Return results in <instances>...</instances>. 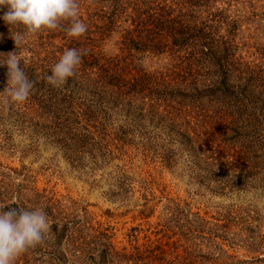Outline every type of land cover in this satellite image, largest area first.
Instances as JSON below:
<instances>
[{
    "label": "trees",
    "instance_id": "obj_1",
    "mask_svg": "<svg viewBox=\"0 0 264 264\" xmlns=\"http://www.w3.org/2000/svg\"><path fill=\"white\" fill-rule=\"evenodd\" d=\"M66 2L55 30L43 32L50 15L39 8L16 23L17 31L42 30L31 44L0 41L5 146L17 131L27 151L43 145L82 174L106 175L109 197L119 200L133 187L124 164L115 161H124L130 149L151 161L159 158L168 169L185 156L184 171L213 192L264 194V43L256 41L255 31L248 41L240 38L243 12L251 24L264 22V0ZM84 4L83 11L76 9ZM112 38L117 53L103 50ZM250 39L258 43V57L243 53ZM21 49L30 56H21ZM148 55H166L171 63L156 71L137 66ZM22 177L0 179V244L13 247L19 263L33 264V256L51 264L180 260L167 259L161 244L118 251L79 204L39 191L28 175ZM142 198L139 214L147 218L153 209L146 193ZM166 210L167 230L184 227L181 234L194 236L207 225L195 214L196 226L171 225L181 211L177 205ZM240 230V243L256 254L252 261L264 264V237L249 226Z\"/></svg>",
    "mask_w": 264,
    "mask_h": 264
},
{
    "label": "rangeland",
    "instance_id": "obj_2",
    "mask_svg": "<svg viewBox=\"0 0 264 264\" xmlns=\"http://www.w3.org/2000/svg\"><path fill=\"white\" fill-rule=\"evenodd\" d=\"M66 1L69 0H0V41L4 39L20 42V46L24 47L28 42L31 44L35 33L38 36L42 30L44 33L46 29L55 30V16L61 13ZM79 6L76 9L83 11L86 5L80 6L81 8ZM39 8L50 15L49 24L42 30L34 31L28 27V30L25 28L17 31L20 29L16 27L17 20L21 21L27 15L37 13ZM238 10L243 11L244 7L239 5ZM239 13L242 12H238L237 16ZM243 14L245 17L241 20L240 38L248 41V33L255 31L258 35L256 41L264 43V22L251 24L245 20L246 13ZM258 26L260 29L255 30ZM117 35V32L112 34ZM54 41L63 43L61 38H55ZM248 43L249 46L243 49V53L251 55L246 52L248 49V52L253 53L252 58L258 57L254 53L258 43L254 44L252 39ZM102 45L103 50L108 53L118 52L113 38L105 40ZM36 49L40 51L37 45ZM21 50V56H30L26 49ZM136 63L139 67L156 71L169 66L171 61L166 55L157 59L148 55ZM22 136L14 131L11 145L7 147L0 135V179L8 177L19 181L23 178L22 174H26L39 191H45L55 198L75 201L85 209L92 225L111 236L118 251L125 248L129 254L135 253V248L161 244L167 259H174L175 255L180 257L174 264H189V261H194V264H257L252 261L256 254L239 240L245 235L240 230L243 226L251 227L254 235L261 234L264 237V194L260 191L216 193L184 171L185 156L180 157L175 169H168L159 158L151 161L135 149H130L127 156H124V161H115L120 166L124 164L123 168L131 178L133 187L125 199L119 200L109 197L111 181L106 175L100 178L99 173L94 177L82 174L71 168L60 154H55L52 149L43 145L34 151H27V142ZM107 169L113 170L114 167ZM143 193L150 199L148 206L153 209L152 215L147 218L139 214L144 203ZM173 205H177L181 215L175 218L176 222L170 221L171 225L181 226L188 221L190 225L196 226L195 214L207 221L203 231L199 235L187 236L181 234L185 232L184 227L173 229V226L167 230L166 222L169 219L167 220L166 207ZM207 229L211 231L206 232ZM262 249L260 257L264 258V248ZM14 254L13 247L0 244V264H22ZM33 257V264H51L41 257Z\"/></svg>",
    "mask_w": 264,
    "mask_h": 264
}]
</instances>
